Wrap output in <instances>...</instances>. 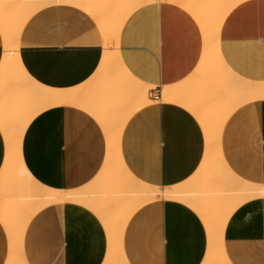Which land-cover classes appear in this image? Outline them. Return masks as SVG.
<instances>
[{
	"label": "crops",
	"instance_id": "0c3cea01",
	"mask_svg": "<svg viewBox=\"0 0 264 264\" xmlns=\"http://www.w3.org/2000/svg\"><path fill=\"white\" fill-rule=\"evenodd\" d=\"M136 8L122 23L117 49L125 69L154 86L158 97H150L151 103L127 119L120 135V156L136 178L169 187L195 173L205 140L192 113L176 103L156 100L163 86L182 82L195 71L203 37L193 14L175 1L152 0ZM218 41L231 72L264 82V0L233 5L220 23ZM18 45L25 71L39 84L56 89L92 80L103 51L96 21L68 3L43 6L29 16ZM2 53L0 33V62ZM232 111L220 135L222 158L237 177L264 184V99ZM105 154L106 137L100 125L76 106L56 105L38 112L20 143L21 160L30 176L59 190L89 183L99 173ZM4 156L0 131V169ZM77 204H47L30 217L21 241L26 264L103 263L104 227L92 211ZM121 246L127 264H201L207 235L190 207L157 198L131 214ZM223 250L230 264H264V197L245 200L231 212L224 225ZM8 251V235L0 222V264H6Z\"/></svg>",
	"mask_w": 264,
	"mask_h": 264
},
{
	"label": "bare ground",
	"instance_id": "6f19581e",
	"mask_svg": "<svg viewBox=\"0 0 264 264\" xmlns=\"http://www.w3.org/2000/svg\"><path fill=\"white\" fill-rule=\"evenodd\" d=\"M149 1L0 0V131L5 141L0 169V222L9 241L6 264H26L21 250L25 225L40 207L62 201L86 207L102 223L107 238L102 264H127L121 246L126 222L137 208L157 198L177 200L200 217L207 235L201 264H230L223 250L226 220L245 200L264 197V184L237 177L220 151L222 127L232 110L248 101L264 99V82L249 81L231 72L218 47L220 23L241 0H172L198 21L203 48L195 71L182 82L163 86L156 101L173 102L192 113L201 126L205 146L191 178L169 187L136 178L123 163L119 149L124 124L134 111L152 102L149 90L154 86L142 83L125 69L117 49L118 35L130 12ZM53 3H68L84 10L101 32L102 57L92 80L71 89L39 84L19 59L18 38L25 21ZM56 105L76 106L90 114L106 137V154L99 173L77 189L59 190L38 184L21 160L20 143L27 124L38 112Z\"/></svg>",
	"mask_w": 264,
	"mask_h": 264
},
{
	"label": "built area",
	"instance_id": "2783aa9c",
	"mask_svg": "<svg viewBox=\"0 0 264 264\" xmlns=\"http://www.w3.org/2000/svg\"><path fill=\"white\" fill-rule=\"evenodd\" d=\"M150 97L156 99L158 97V90L156 88H152L149 90Z\"/></svg>",
	"mask_w": 264,
	"mask_h": 264
}]
</instances>
